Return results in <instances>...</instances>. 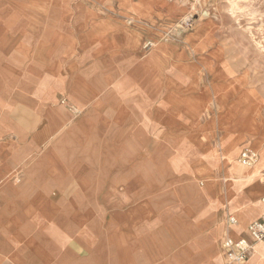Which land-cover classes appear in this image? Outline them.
I'll use <instances>...</instances> for the list:
<instances>
[{
	"label": "crops",
	"instance_id": "crops-1",
	"mask_svg": "<svg viewBox=\"0 0 264 264\" xmlns=\"http://www.w3.org/2000/svg\"><path fill=\"white\" fill-rule=\"evenodd\" d=\"M182 12L169 0H48L34 40L0 26V264H230L221 240L244 237L264 213V150L249 168L224 163L230 139H220L214 87L227 74L229 43L219 25L179 30L171 22ZM214 124L219 156L193 148L183 175L207 179L190 187L189 212L168 230L123 236L137 245L121 248L66 231L82 223L71 211L83 192L161 191L143 180L148 155L161 161L175 145L210 146L201 141ZM87 151L100 162L78 161ZM162 170L154 165L153 177ZM243 264H264V244Z\"/></svg>",
	"mask_w": 264,
	"mask_h": 264
},
{
	"label": "rangeland",
	"instance_id": "rangeland-1",
	"mask_svg": "<svg viewBox=\"0 0 264 264\" xmlns=\"http://www.w3.org/2000/svg\"><path fill=\"white\" fill-rule=\"evenodd\" d=\"M169 1L179 3L183 8V12L171 22L179 30L191 32L203 24H210L213 28L219 25L220 38L222 36L225 43H229L231 58L224 67L227 74H220L221 80L214 87L218 103L215 122L217 129L223 133L220 138L223 143L230 139V142L224 144L226 146L230 143L224 153V163L240 166L239 161L233 159L244 146L257 156L264 150V0ZM47 3L48 0H0V26L4 31L10 25L18 26L20 41L34 40L41 23V12L45 11ZM211 117L209 115L213 122ZM210 133L208 139L205 137L201 141L210 142V146L175 145L172 147L173 152L161 156V161H153V155H148L145 162L146 177L142 178L147 186L156 185L161 191L79 194L82 200L77 205L80 206L72 209L71 215H80L82 223L68 225L66 231L76 232L79 230L75 228H81L82 232L94 233L97 238H104L98 239L99 246L103 243L105 247L112 241L114 248H121L123 243L137 245L136 237L128 241L122 239L123 236L126 238L129 235L137 236L141 232H153L157 227L163 231L168 230L169 222L189 212L187 202L192 199V195H196L190 187H202L207 179L183 175L186 169L193 167L195 162L192 160L199 153H194L193 148L200 151L202 147H211V153L215 157L219 156L215 124ZM226 134H236L237 137H225ZM185 149L186 152H183ZM86 153V156H79L78 161L88 163L91 159H98L97 162H100L99 157H91L88 151ZM71 158L73 155L67 154L66 161L72 162ZM131 165H137V161H131ZM154 165H161L165 174L153 177ZM177 171L178 176L166 175ZM90 180L97 182L96 179ZM223 215L224 211L220 221L222 224ZM111 218L114 225L107 223ZM154 218L160 219V225H154ZM111 227L114 228L113 240H106V231Z\"/></svg>",
	"mask_w": 264,
	"mask_h": 264
},
{
	"label": "built area",
	"instance_id": "built-area-1",
	"mask_svg": "<svg viewBox=\"0 0 264 264\" xmlns=\"http://www.w3.org/2000/svg\"><path fill=\"white\" fill-rule=\"evenodd\" d=\"M150 44H146L145 48H150ZM255 154L250 150H243L239 155V162L242 166H250L254 163ZM264 178V171L262 173ZM264 204V195L261 198ZM230 227L237 226V220L229 216L226 220ZM264 244V213L262 216L246 227V235L244 237L233 238L230 235L224 236L220 242V248L225 258L230 264H243L253 251L256 244Z\"/></svg>",
	"mask_w": 264,
	"mask_h": 264
},
{
	"label": "bare ground",
	"instance_id": "bare-ground-1",
	"mask_svg": "<svg viewBox=\"0 0 264 264\" xmlns=\"http://www.w3.org/2000/svg\"><path fill=\"white\" fill-rule=\"evenodd\" d=\"M255 160H256V155H255ZM255 160H254V162H255Z\"/></svg>",
	"mask_w": 264,
	"mask_h": 264
}]
</instances>
